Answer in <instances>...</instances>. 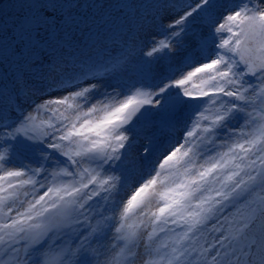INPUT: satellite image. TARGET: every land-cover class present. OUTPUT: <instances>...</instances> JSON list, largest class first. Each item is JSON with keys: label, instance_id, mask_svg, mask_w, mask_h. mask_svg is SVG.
Listing matches in <instances>:
<instances>
[{"label": "snow or ice", "instance_id": "1", "mask_svg": "<svg viewBox=\"0 0 264 264\" xmlns=\"http://www.w3.org/2000/svg\"><path fill=\"white\" fill-rule=\"evenodd\" d=\"M0 264H264V0H0Z\"/></svg>", "mask_w": 264, "mask_h": 264}, {"label": "rangeland", "instance_id": "2", "mask_svg": "<svg viewBox=\"0 0 264 264\" xmlns=\"http://www.w3.org/2000/svg\"><path fill=\"white\" fill-rule=\"evenodd\" d=\"M3 3H11L12 0H2ZM167 138V135L166 134H160V140L161 142H163L165 139ZM138 185L136 184H133L132 187L130 189H128L127 193H126V196H125V199L130 196L134 191H135V188L137 187Z\"/></svg>", "mask_w": 264, "mask_h": 264}, {"label": "trees", "instance_id": "3", "mask_svg": "<svg viewBox=\"0 0 264 264\" xmlns=\"http://www.w3.org/2000/svg\"><path fill=\"white\" fill-rule=\"evenodd\" d=\"M97 3H107L108 0H96Z\"/></svg>", "mask_w": 264, "mask_h": 264}]
</instances>
